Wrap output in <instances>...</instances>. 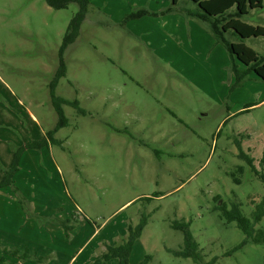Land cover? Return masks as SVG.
I'll use <instances>...</instances> for the list:
<instances>
[{"label": "rangeland", "instance_id": "rangeland-1", "mask_svg": "<svg viewBox=\"0 0 264 264\" xmlns=\"http://www.w3.org/2000/svg\"><path fill=\"white\" fill-rule=\"evenodd\" d=\"M90 3L76 38L62 50L76 3L54 9L45 0H0V178L17 148L48 141L22 150L14 177L19 193L0 188V226L7 229L0 234L12 235L14 218L22 228L17 242L26 234L46 239L49 223L69 219L74 227L68 236L60 225L50 235L73 251L101 226L84 248L79 260L84 264L100 246L121 242L127 226L148 215L132 264L145 254L151 255L148 264H196L167 251L183 243V233L171 226L175 221L188 223L204 262L216 257L210 264H260L264 243L226 254L244 234L234 222L225 224L213 197L228 206L240 203L248 216L251 201L264 194L257 176L264 166V100L248 112L228 115L264 99V82L253 74L230 92L228 51L215 43L207 24L185 12L125 17L140 8L159 12L170 0ZM179 5L195 7L187 0ZM243 20L264 26V3ZM243 41L264 55L263 37ZM61 60L65 75L54 93L76 99L83 112L63 104L66 123L53 132L52 142L47 133L58 115L51 92ZM240 153L252 159L254 172ZM3 236L0 257L12 262L2 248L18 246L12 239L7 245ZM41 245V254L30 251L40 262L20 264H61ZM16 249L22 253L25 247Z\"/></svg>", "mask_w": 264, "mask_h": 264}, {"label": "trees", "instance_id": "trees-1", "mask_svg": "<svg viewBox=\"0 0 264 264\" xmlns=\"http://www.w3.org/2000/svg\"><path fill=\"white\" fill-rule=\"evenodd\" d=\"M192 2L195 7L192 9H182L179 7V0H170V5L165 7L159 12H152L144 8H140L137 12H130L125 17H138L142 15H167L170 13H186L187 16L193 17L198 21H203L207 24V29L214 38L215 43H220L228 51L232 65L230 71L234 75V83L231 85L230 92L244 85L247 79H250L254 74L255 77L264 82V55H259L253 48L247 46L244 43V39L263 37L264 38V26L252 25L243 20L245 16H248L252 10L261 9L263 7L264 0H187ZM48 6L54 9L66 8L70 3H76L78 5V11L72 16L69 24L64 33L63 43L61 49L63 50L68 44L72 43L76 38L80 25L85 18V14L89 10L91 3L90 0H45ZM184 4L188 5L186 2ZM241 39L239 41H235ZM238 61L241 65L237 64ZM64 64L61 60L59 68L56 72V78L52 84V103L54 109L58 115V124L55 129L47 133V139L55 142L53 138V132L62 127L66 123V117L62 109L63 104L70 105L76 108L78 111L83 112L79 107L78 101L65 100L60 96L55 95L54 88L57 80L64 76ZM257 104V103H254ZM254 104L246 105L244 111H248V108ZM48 141L43 138L42 140L33 141L17 148L12 155L9 165L2 169V177L0 178V188L10 186L14 192L19 193V190L14 185V175L19 167V159L21 152L24 148H39L42 145H46ZM240 157L243 158L254 172L256 169L252 165V159L249 156L240 153ZM263 175H257L263 181L264 184V166L262 168ZM237 172L242 173V166L237 167ZM255 174H259L255 172ZM233 181L237 184L240 183V179L234 174H230ZM150 199V198H147ZM215 206L214 209L219 211L221 218L225 220V224L234 222L236 227L244 234L243 240L234 246L230 251L226 252L227 255L239 250L242 246L248 243H264V227L261 222L264 221V194L258 202L251 201L253 209L248 216H245L241 210V205L238 202H231L228 206L225 202L221 201L220 196L213 197ZM19 201L22 207L29 212V206L25 199L20 196ZM148 215H142L139 222L135 225L129 224L127 226V234L119 243L105 244L104 249L94 260L88 264H108L112 260H116L117 264H130L129 258L132 253L136 240L141 236L142 231L147 224ZM68 236L69 231L74 227L73 223L69 219L55 220ZM172 228L179 230L183 233V243L180 249L173 250L167 248V251L172 255L181 258H191L196 264H210L215 261L216 257H213L210 262H204V255L201 253L198 243L192 236L188 223L173 222ZM99 227V226H98ZM97 227V228H98ZM96 228V227H95ZM3 253L13 257H17L20 261H38L42 260L41 256H31L28 248L24 252L19 253L15 249L2 248ZM151 260V255L145 254L138 264H148ZM0 264H17L14 262H7L3 256L0 257ZM260 264H264V257Z\"/></svg>", "mask_w": 264, "mask_h": 264}, {"label": "crops", "instance_id": "crops-1", "mask_svg": "<svg viewBox=\"0 0 264 264\" xmlns=\"http://www.w3.org/2000/svg\"><path fill=\"white\" fill-rule=\"evenodd\" d=\"M124 13L125 12H123L121 14L123 15ZM251 78H252V76H251ZM263 100L264 99H262L259 102H246L242 106L236 107L237 109L234 110V111H232L228 115L232 114L233 112H237L234 115H236L238 113H242V112L244 113L245 112L244 109H245V106L246 105H250V104H254V103L259 104ZM257 104H254L251 107H249L248 108V111H249L250 108L254 107ZM227 110H229V109H227ZM248 111H246V112H248ZM15 176H16V173H15L14 177ZM0 214H2V212H0ZM2 219L3 218H0V224L2 222ZM12 220L11 221L15 224V225H12V229H11L12 235L6 236L8 238V239H6L5 236H3V235L0 234V236H3L6 239V244L7 245H9L8 244V241L10 239H12L13 240L12 245H17L18 247L24 246L25 249L27 247H29L30 248L29 251H31L33 253L35 252V253H37L39 255V254H41L39 252L40 247L42 246L41 244H47V249H48L47 254L44 253L43 251H41V252L43 254H46V255L52 254L53 255V258H55V260L58 261V262H60L61 264H81L79 262V260H80L81 255L84 252V248L86 247V245H89L90 242H91V239H94L95 236H97L98 233H100V231H101V229H100L101 226L98 227V228L97 227L94 228L92 230V232H91V235H89L87 237V239L80 245V247H78V248L76 247L77 250H75L76 248H74L75 251L74 250L73 251H70L69 250V247L67 245L66 246H63V245H61V243H60V245H56L55 243H53V239H52V237L50 235V232H55V231L57 232L58 231L57 229H59V225H55L53 223H49L47 225V228H46V231H45L46 234H47V238L46 239H43V237L41 235H40V237L39 236H36L34 238H31L28 234H26V236L24 238H22V236H20L19 241L17 242L18 235H20L21 232H22V230H21L22 228L20 227L21 223H20V221H17L14 218H12ZM6 231H7V229H5V225L4 226H0V233L5 234ZM74 232H75V230H73L71 232V234H72L71 238H73ZM0 240H1V237H0ZM137 240H136V242H137ZM67 243H69V242H66V244ZM7 247H9V246H7ZM18 247H15V248H18ZM134 247H135V244H134ZM134 247H133V250H134ZM9 248H11V247H9ZM99 248H100L99 249L100 250L99 253H97V255H95V256L94 255L91 256L88 259V261H86V263H84V264H88L89 262H91L92 260H94L96 257L99 256V254L102 252V250L104 249V247H103V249H102V246H100ZM133 250H132V253H133ZM132 253H131V255H132ZM131 255H130V258H131ZM1 256L4 257V255H1ZM7 258L9 260H11L12 262H14V263L18 261V258L17 257H13L12 256V258H9V257H7ZM130 258H129V263L132 264ZM17 264H20V260L17 262ZM108 264H117V261L114 259V260L110 261Z\"/></svg>", "mask_w": 264, "mask_h": 264}]
</instances>
